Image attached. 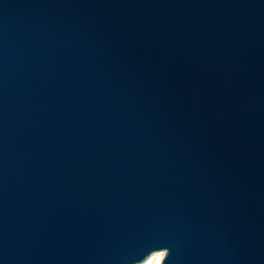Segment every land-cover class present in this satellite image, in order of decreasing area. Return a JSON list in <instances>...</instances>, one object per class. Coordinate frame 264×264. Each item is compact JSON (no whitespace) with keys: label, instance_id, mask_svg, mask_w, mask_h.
I'll return each mask as SVG.
<instances>
[{"label":"water","instance_id":"obj_1","mask_svg":"<svg viewBox=\"0 0 264 264\" xmlns=\"http://www.w3.org/2000/svg\"><path fill=\"white\" fill-rule=\"evenodd\" d=\"M264 264V0H0V264Z\"/></svg>","mask_w":264,"mask_h":264},{"label":"bare ground","instance_id":"obj_2","mask_svg":"<svg viewBox=\"0 0 264 264\" xmlns=\"http://www.w3.org/2000/svg\"><path fill=\"white\" fill-rule=\"evenodd\" d=\"M157 254H161V258H162V253H156V254L151 255L143 264H158V263H160L159 260H161V259H160V256Z\"/></svg>","mask_w":264,"mask_h":264},{"label":"rangeland","instance_id":"obj_3","mask_svg":"<svg viewBox=\"0 0 264 264\" xmlns=\"http://www.w3.org/2000/svg\"><path fill=\"white\" fill-rule=\"evenodd\" d=\"M157 255H159V256H160V259H161V254H157ZM157 255H156V256H157ZM159 262H160V260H159ZM158 264H159V263H158Z\"/></svg>","mask_w":264,"mask_h":264}]
</instances>
